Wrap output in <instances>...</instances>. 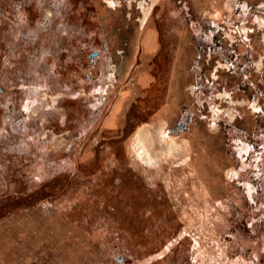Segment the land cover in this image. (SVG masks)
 Here are the masks:
<instances>
[{
    "label": "rangeland",
    "instance_id": "1",
    "mask_svg": "<svg viewBox=\"0 0 264 264\" xmlns=\"http://www.w3.org/2000/svg\"><path fill=\"white\" fill-rule=\"evenodd\" d=\"M9 1L15 0H0V85L7 76L16 89L24 90L27 75L52 89L50 94L67 85L70 90L76 86L77 93V84H71L78 71L74 63L64 64L66 58H76L64 53L74 43L66 41V35L85 28L86 58L100 42L116 46L108 41L115 36L109 29L115 23L110 4L116 6L119 0H68L66 10L56 8L48 18L52 26H62L54 31L44 27L45 11L1 4ZM224 1H174L172 8L157 1L151 15L149 10L146 14V26L137 31L117 87L96 116L87 118L82 112L76 123L68 122L74 120V105L81 106L78 95L61 100L66 119L53 125L64 128L60 137L30 124L26 153L0 161V264L16 259H22L17 264H34L28 250L48 237L51 243L44 240L47 246L40 245L44 264H264V208L261 215L241 208L231 198L232 189L224 187L228 181L221 168L231 164V134L216 139L207 116L183 132L167 130L185 119L187 109L195 110L198 97L192 98L188 88L201 68L207 70L206 61L197 69L193 66L197 53L186 21L199 12L206 18L220 17ZM79 5L80 10H74ZM102 27L108 28L107 34ZM256 52L264 58L262 46ZM174 101H182V106ZM48 116L44 113L45 124ZM246 116L252 130L255 116ZM80 125L87 132L81 140L76 139ZM75 141V154L59 155L61 145ZM235 214L244 215L241 222L230 220ZM222 223H237L243 232L241 251L229 236L219 237L226 231L217 228ZM200 237L212 243L198 245Z\"/></svg>",
    "mask_w": 264,
    "mask_h": 264
},
{
    "label": "flooded vegetation",
    "instance_id": "2",
    "mask_svg": "<svg viewBox=\"0 0 264 264\" xmlns=\"http://www.w3.org/2000/svg\"><path fill=\"white\" fill-rule=\"evenodd\" d=\"M45 1L15 0L12 3L9 1L1 4L3 7L12 4L18 7V5L27 4L37 10L39 9V11H45L44 18L47 20L44 27L50 29L52 22L48 18L52 16L53 10L56 8L66 10L70 5L68 0H47V4ZM157 1L169 3L168 5L172 8V5L175 4L174 1L182 0H119L116 6L110 4V10L114 11L111 14L115 23L109 29L110 34L115 36L108 41L114 40L116 46L109 48L100 42L99 49L90 52L87 58L85 50L87 43L84 41V36L87 35L85 28L79 26L78 35L76 33L70 34L69 31L65 32V34L71 35L69 37L66 35L65 40L70 41L69 38H71L74 43L68 45V49L62 47V50L64 49L65 54H70L76 58L73 60H70V57L66 58L64 64L71 65L74 63V69L78 71L73 76L72 81L75 83L72 82L71 84L73 87V84H77L76 89L79 90L77 93L76 90L73 91L76 86L70 90L67 85L63 87V91L50 94L52 89L48 87L47 89L46 85L39 86L38 81L27 75L26 78L24 77L26 79L24 90L21 87L16 89L12 79L7 76L4 77V81L0 85V139L3 145L0 150L2 155L0 161L5 159L6 155L22 156L26 153L27 144L30 141L26 134L29 132L30 124L37 126V129L48 128L49 133L51 130L53 135L58 133V137H60L64 133V128L53 125L66 119L65 115L60 112V109H63L62 101L65 99L75 100L79 95L80 101L82 100L81 106L74 105V110H72L74 120L67 119L69 123H76L77 116L82 112L89 114L87 118L99 113L98 111L102 108L104 101L110 96V92L117 87L118 81L121 79L120 75L126 67H124L126 57L129 55V51L133 52L132 46L136 41L137 31L141 24L143 27L146 26L150 17L146 14L149 10L151 15L154 7L151 10L150 8L152 5L155 6ZM261 5H264V0H225L223 3L225 9L219 14L220 17L206 18L199 12L186 21V27L192 30L193 35L190 38L193 42L192 45H195L194 53H197L196 57H193L195 59L193 66L197 69L196 67L202 66L203 61H206L207 70L205 67L201 68L198 77L192 79L188 88L192 98L198 97L195 102V110L187 109L184 120L179 118L178 121H174V124L167 127L168 132L171 133H177V130L183 132L190 123L198 125L204 116H207V123L209 122L210 128L215 132L216 139L218 137L227 138L230 133L233 148L228 157L233 165L223 164L224 166L221 168L223 176H226V181H228V183H224V187L232 189L230 191L234 194L231 195V198H234L233 201L240 202L241 208H246L250 212L257 210L260 215L262 214L260 213L262 207L264 208L263 202H261L264 200V84H261V81L264 83V58L261 53L258 54L256 51L261 46L264 48V7ZM74 10H80V5ZM0 13L2 14V12ZM41 17L43 16L41 15ZM64 17L66 18L68 15L66 14ZM64 19L62 22L65 21ZM52 27H54L52 28L54 31L60 30L62 26L56 28L53 25ZM147 29L149 27L145 29L141 38L142 52H145L142 40L149 32ZM107 30L108 28L103 32L107 34ZM106 34L105 39L107 38ZM32 36L29 38V36L23 35L27 39H32ZM57 36L59 38V35ZM253 52L256 54L255 57L251 56ZM50 83L51 86L55 85L53 79L50 80ZM253 86L261 87V90L259 88L253 90ZM16 90L20 93H16ZM81 92L83 95L80 94ZM178 92L180 93L179 85ZM179 93L178 95H180ZM174 103L177 105L180 103L179 107H181L183 102L174 101ZM26 106L28 111L24 110ZM81 108L82 110H80ZM257 108L259 111L255 110ZM44 113L53 115L51 119L48 116L49 121L46 124L43 120ZM246 113H250L252 117L255 116V127L252 130L247 127V123L250 121ZM86 123L88 122L86 121ZM81 129L82 132H79ZM79 130L76 139L81 140L87 132L83 125L79 126ZM226 131L228 132L225 133ZM76 142L69 146L59 145L60 147L57 149L59 155L72 156L75 154ZM226 144L228 145V143ZM50 152L54 154L56 151L52 149ZM58 180L55 179L54 181ZM243 217L244 215L235 214L231 215L230 220L239 223ZM221 218L223 221V216ZM236 225L237 223H233V226L227 227L222 223L221 226L223 227L218 226L217 228L226 230L219 235L220 238L224 235L229 236L236 241L235 244L238 248L236 250L241 251L240 233L243 232ZM250 232L252 233V231ZM49 238L41 240L39 245L33 249L28 247L30 249L27 250L33 257L34 264H44L46 261L42 247L47 245L41 242L48 240L46 243L50 244ZM21 261L16 259L14 264L21 263ZM117 261L121 262L122 259L119 257Z\"/></svg>",
    "mask_w": 264,
    "mask_h": 264
},
{
    "label": "trees",
    "instance_id": "3",
    "mask_svg": "<svg viewBox=\"0 0 264 264\" xmlns=\"http://www.w3.org/2000/svg\"><path fill=\"white\" fill-rule=\"evenodd\" d=\"M137 168H138L139 170H141V169H140V168H141V166H140V167H139V166H137ZM211 209H212V208H211ZM211 209H210V210H211ZM211 211H212V210H211ZM201 229H202V230H204V229H203V227H202ZM205 229H206V228H205ZM202 230H201V231H202ZM198 237H199V236H198ZM198 239H199V240H198V242H197V243H198V245H202V243H204V242H206V243H208V242H209L210 244L212 243V241H211V240H210V241H206V240L204 239V237H200V238H198ZM17 260H18V259H17Z\"/></svg>",
    "mask_w": 264,
    "mask_h": 264
},
{
    "label": "snow or ice",
    "instance_id": "4",
    "mask_svg": "<svg viewBox=\"0 0 264 264\" xmlns=\"http://www.w3.org/2000/svg\"><path fill=\"white\" fill-rule=\"evenodd\" d=\"M261 7H264V5H261ZM25 111H28L29 109H28V107L26 106L25 107V109H24ZM256 111H259V109L257 108V109H255Z\"/></svg>",
    "mask_w": 264,
    "mask_h": 264
},
{
    "label": "bare ground",
    "instance_id": "5",
    "mask_svg": "<svg viewBox=\"0 0 264 264\" xmlns=\"http://www.w3.org/2000/svg\"><path fill=\"white\" fill-rule=\"evenodd\" d=\"M165 38V37H164ZM126 171V170H125Z\"/></svg>",
    "mask_w": 264,
    "mask_h": 264
}]
</instances>
